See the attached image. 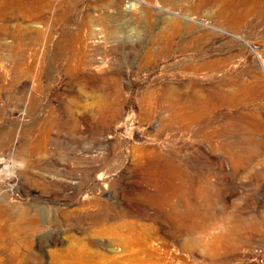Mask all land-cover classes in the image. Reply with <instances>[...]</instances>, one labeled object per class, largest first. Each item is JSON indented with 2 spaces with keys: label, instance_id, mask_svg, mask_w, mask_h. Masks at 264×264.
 Listing matches in <instances>:
<instances>
[{
  "label": "rangeland",
  "instance_id": "374dc122",
  "mask_svg": "<svg viewBox=\"0 0 264 264\" xmlns=\"http://www.w3.org/2000/svg\"><path fill=\"white\" fill-rule=\"evenodd\" d=\"M142 1L0 0V264H264V0Z\"/></svg>",
  "mask_w": 264,
  "mask_h": 264
},
{
  "label": "bare ground",
  "instance_id": "6f19581e",
  "mask_svg": "<svg viewBox=\"0 0 264 264\" xmlns=\"http://www.w3.org/2000/svg\"><path fill=\"white\" fill-rule=\"evenodd\" d=\"M138 1H140V2H143L142 0H138ZM204 1V0H203ZM209 1H211V5H215L217 8H218V11H219V17L220 18H222V19H227V18H230V17H232L230 14H231V11L229 10V8L226 6V4H225V1L226 0H209ZM229 1V0H228ZM116 2V1H115ZM232 2V1H231ZM230 4V3H229ZM122 5V4H121ZM230 6V5H229ZM232 6H233V4H232ZM231 6V7H232ZM130 7V6H129ZM237 8V7H236ZM251 8V7H250ZM252 8H253V6H252ZM233 9V8H232ZM231 9V10H232ZM235 9V8H234ZM247 9V8H246ZM236 10V9H235ZM238 12L240 11V9L239 10H237ZM43 12V11H42ZM240 15H242V14H240ZM46 16V15H45ZM244 17V16H243ZM117 18H119L118 16H110V15H102L101 16V20H103V23H104V26L103 27H105L104 29L105 30H110L111 28V24L110 23H112V22H114L115 20H117ZM237 18H239V17H237ZM45 19V18H44ZM47 19V18H46ZM234 19H236V17H234ZM242 19V18H241ZM238 20H240V19H238ZM238 20H236V21H238ZM41 21H42V19H41ZM228 21H229V19H228ZM230 21H231V19H230ZM45 22L48 24L49 22H47L46 20H45ZM44 22V23H45ZM51 22V21H50ZM42 23V22H41ZM52 23V22H51ZM101 23H102V21H101ZM103 23H102V25H103ZM50 24V23H49ZM48 24V25H49ZM238 24H239V22H238ZM38 25H39V23H38ZM44 25V24H43ZM50 25H52V24H50ZM101 25V26H102ZM46 26V25H45ZM1 28H2V26H1ZM96 30L97 31H99V30H101V28H96ZM93 32H92V36L94 35V34H96L97 33V31H95V30H92ZM102 31H103V29H102ZM110 32V31H109ZM235 32V31H234ZM6 33V32H5ZM236 33V32H235ZM235 33H233V35H235L236 37H239L238 35H236ZM90 34V33H89ZM36 35V34H35ZM89 36V35H88ZM1 37V36H0ZM33 37V36H32ZM101 37V36H100ZM28 38V37H27ZM89 39V38H88ZM87 39V40H88ZM101 39V38H100ZM93 40V39H92ZM101 41V40H100ZM66 45V44H65ZM24 58V57H23ZM22 59V58H21ZM24 60H25V58H24ZM14 66V65H13ZM21 66V65H20ZM19 66V67H20ZM5 67V66H4ZM3 67V68H4ZM16 67V65L14 66V68ZM23 67V66H22ZM99 67V66H98ZM2 69V68H1ZM6 69V68H5ZM16 69L17 68H15V70L14 71H16ZM20 69H22V68H20ZM24 70H25V68H24ZM24 70H22V71H24ZM4 71V70H3ZM2 72V71H1ZM5 72H6V70H5ZM5 72H2V74L0 75V81L1 80H3V81H6L7 80V74L5 73ZM17 72V71H16ZM14 74V73H13ZM17 74H19V71H18V73ZM13 77V76H12ZM18 77V76H17ZM11 78V77H10ZM9 78V79H10ZM19 78H17V80H18ZM34 79V78H33ZM13 80V79H12ZM12 80L10 81V82H12ZM16 80V79H15ZM20 80V79H19ZM37 80V79H36ZM8 81V80H7ZM36 82V81H35ZM34 82V80H33V83H35ZM0 83H2V82H0ZM7 83H9V82H7ZM19 83V82H18ZM11 84V83H10ZM10 84H8L9 86H10ZM13 84V83H12ZM11 84V85H12ZM32 84V83H31ZM31 84H29V85H31ZM19 85V84H18ZM39 85V84H38ZM25 87H27V83H26V85H24ZM24 86H22V88H25ZM40 86V85H39ZM3 87H5V85L3 86ZM6 88V87H5ZM29 88V87H28ZM28 88H26V89H28ZM34 88V84H33V87H32V89ZM25 89V90H26ZM29 89H31V88H29ZM37 89V88H36ZM21 90V89H20ZM24 90V89H23ZM25 90H24V92H25ZM38 90V89H37ZM22 91V90H21ZM27 91V90H26ZM23 92V91H22ZM23 92V93H24ZM28 92H30V90H28ZM21 93V92H20ZM28 94V93H27ZM34 94H35V92H34ZM33 94V95H34ZM26 95V94H25ZM36 96V95H35ZM37 96H39V95H37ZM37 96H36V98H37ZM25 97H27V96H25ZM24 97V98H25ZM32 97V96H31ZM34 97V96H33ZM23 98V97H22ZM39 99V98H38ZM28 100V99H27ZM3 101V100H2ZM39 101H41V99L39 100ZM25 102V101H24ZM30 103L31 104H29V101H28V106L30 105L31 107L30 108H33V107H36V103H37V101H35V99L33 98V100H32V102L30 101ZM40 103V102H39ZM40 104H42V101H41V103ZM39 104V105H40ZM27 106V105H26ZM41 106V105H40ZM39 108V107H38ZM36 109V108H35ZM24 147V146H23ZM26 148H28V147H26ZM30 146H29V149H28V151L27 152H29V150H30ZM24 149H25V147H24ZM23 149V150H24ZM22 150V149H21ZM32 150V149H31ZM20 151V150H19ZM23 152V151H22ZM33 152V151H32ZM19 154V153H18ZM24 155H26V154H24ZM21 156V155H20ZM24 157V156H23ZM5 204V203H4ZM7 205V204H6ZM6 207V206H5ZM38 215V219L40 218V216H39V214H37Z\"/></svg>",
  "mask_w": 264,
  "mask_h": 264
}]
</instances>
